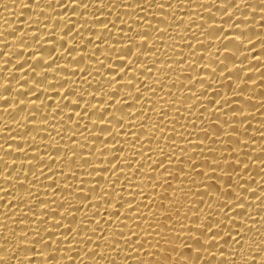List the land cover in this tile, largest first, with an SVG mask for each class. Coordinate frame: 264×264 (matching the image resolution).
Returning a JSON list of instances; mask_svg holds the SVG:
<instances>
[{"label": "bare ground", "instance_id": "bare-ground-1", "mask_svg": "<svg viewBox=\"0 0 264 264\" xmlns=\"http://www.w3.org/2000/svg\"><path fill=\"white\" fill-rule=\"evenodd\" d=\"M0 264H264V0H0Z\"/></svg>", "mask_w": 264, "mask_h": 264}, {"label": "snow or ice", "instance_id": "snow-or-ice-1", "mask_svg": "<svg viewBox=\"0 0 264 264\" xmlns=\"http://www.w3.org/2000/svg\"><path fill=\"white\" fill-rule=\"evenodd\" d=\"M197 243H199V241H197Z\"/></svg>", "mask_w": 264, "mask_h": 264}]
</instances>
